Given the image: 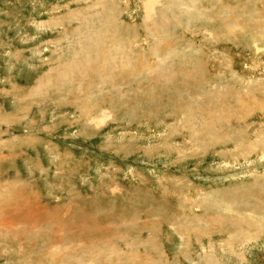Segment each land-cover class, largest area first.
<instances>
[{
    "label": "rangeland",
    "instance_id": "1",
    "mask_svg": "<svg viewBox=\"0 0 264 264\" xmlns=\"http://www.w3.org/2000/svg\"><path fill=\"white\" fill-rule=\"evenodd\" d=\"M0 264H264V0H0Z\"/></svg>",
    "mask_w": 264,
    "mask_h": 264
}]
</instances>
